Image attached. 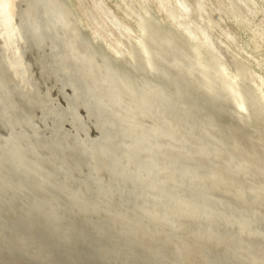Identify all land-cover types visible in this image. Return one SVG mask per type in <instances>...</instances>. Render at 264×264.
<instances>
[{"label": "bare ground", "instance_id": "obj_1", "mask_svg": "<svg viewBox=\"0 0 264 264\" xmlns=\"http://www.w3.org/2000/svg\"><path fill=\"white\" fill-rule=\"evenodd\" d=\"M0 238L264 264V0H0Z\"/></svg>", "mask_w": 264, "mask_h": 264}, {"label": "rangeland", "instance_id": "obj_2", "mask_svg": "<svg viewBox=\"0 0 264 264\" xmlns=\"http://www.w3.org/2000/svg\"><path fill=\"white\" fill-rule=\"evenodd\" d=\"M0 240L2 241V242H4L5 240H2L1 238H0ZM1 242V243H2ZM0 243V264H3V262H4V264H32V263H37V264H49V262H45L46 261V256H44L45 254V252H44V250H43V248H41L40 246H37L38 244H36L35 243V245L33 244L31 247L30 246H27V248H25V249H23V250H17L16 248L15 249H13L12 247H10L9 246V242H7V241H5L3 244H1ZM6 245V246H5ZM33 246L34 247H38L37 249H38V251H37V249L36 248H33ZM2 247V248H1ZM9 247L11 248V250L9 249ZM29 247L31 248V249H33L32 251L29 249ZM8 248V249H7ZM28 250V251H27ZM30 250V251H29ZM36 250V252H37V254L34 252ZM7 251H10V252H7ZM20 252V253H22L21 255L22 256H20V253H18V252ZM24 251H27V252H24ZM4 252H6L5 254H2V253H4ZM12 252H16V254H18V255H15V256H18V257H15V259H14V257H11V254H13ZM24 252V253H23ZM32 252V253H31ZM8 253V254H7ZM9 253H11V254H9ZM27 253H29V254H27ZM35 254V256H34V254ZM41 253V255H43V257H41L39 254ZM58 253V254H57ZM57 253H55V254H53V258H52V262H50V264H66L67 263V261H66V258H65V256L59 251V252H57ZM32 254V255H31ZM2 255H3V257H2ZM5 255V256H4ZM10 255V256H9ZM24 255H27L28 256V258L29 259H31V260H29L28 258H27V256L26 257H24ZM38 255V256H37ZM37 256V257H36ZM56 256H58V257H56ZM21 257H24V258H21ZM60 257V258H59ZM7 260H5V259ZM26 258V260H24ZM1 259L3 260V261H1ZM19 259V260H18ZM21 259V260H20ZM34 259V260H33ZM41 260V261H40ZM20 261V262H19ZM30 261V262H29ZM32 261V262H31ZM27 262H29V263H27ZM40 262V263H39Z\"/></svg>", "mask_w": 264, "mask_h": 264}]
</instances>
